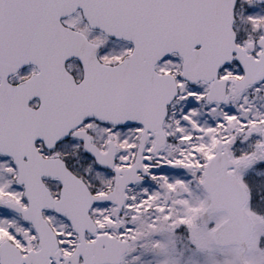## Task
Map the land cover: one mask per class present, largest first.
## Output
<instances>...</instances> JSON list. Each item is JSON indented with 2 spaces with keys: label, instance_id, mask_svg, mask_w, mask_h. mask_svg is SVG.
Instances as JSON below:
<instances>
[{
  "label": "snow or ice",
  "instance_id": "obj_1",
  "mask_svg": "<svg viewBox=\"0 0 264 264\" xmlns=\"http://www.w3.org/2000/svg\"><path fill=\"white\" fill-rule=\"evenodd\" d=\"M0 264H264V0H0Z\"/></svg>",
  "mask_w": 264,
  "mask_h": 264
}]
</instances>
